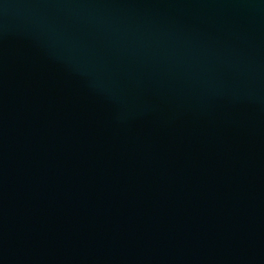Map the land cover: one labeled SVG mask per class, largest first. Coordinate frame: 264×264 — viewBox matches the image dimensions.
Returning a JSON list of instances; mask_svg holds the SVG:
<instances>
[{
	"label": "water",
	"instance_id": "water-1",
	"mask_svg": "<svg viewBox=\"0 0 264 264\" xmlns=\"http://www.w3.org/2000/svg\"><path fill=\"white\" fill-rule=\"evenodd\" d=\"M0 264H264V0H0Z\"/></svg>",
	"mask_w": 264,
	"mask_h": 264
}]
</instances>
